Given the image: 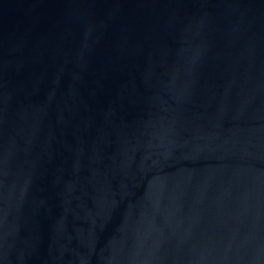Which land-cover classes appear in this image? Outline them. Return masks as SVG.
<instances>
[{
	"label": "water",
	"instance_id": "1",
	"mask_svg": "<svg viewBox=\"0 0 264 264\" xmlns=\"http://www.w3.org/2000/svg\"><path fill=\"white\" fill-rule=\"evenodd\" d=\"M0 264H264V0H0Z\"/></svg>",
	"mask_w": 264,
	"mask_h": 264
}]
</instances>
